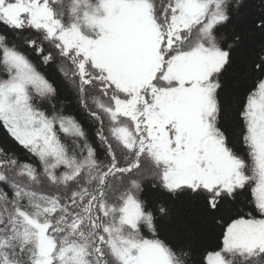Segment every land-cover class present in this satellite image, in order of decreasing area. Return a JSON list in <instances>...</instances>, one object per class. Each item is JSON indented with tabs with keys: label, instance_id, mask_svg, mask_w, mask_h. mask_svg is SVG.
I'll return each instance as SVG.
<instances>
[{
	"label": "snow or ice",
	"instance_id": "1",
	"mask_svg": "<svg viewBox=\"0 0 264 264\" xmlns=\"http://www.w3.org/2000/svg\"><path fill=\"white\" fill-rule=\"evenodd\" d=\"M0 24V128L35 158L0 145V264H264V0H0Z\"/></svg>",
	"mask_w": 264,
	"mask_h": 264
},
{
	"label": "trees",
	"instance_id": "2",
	"mask_svg": "<svg viewBox=\"0 0 264 264\" xmlns=\"http://www.w3.org/2000/svg\"><path fill=\"white\" fill-rule=\"evenodd\" d=\"M67 2L68 0H66V4ZM93 2H95V0H93ZM3 28L4 26L0 24V30H2ZM30 35L32 36V38L39 39V34L35 33L34 30L30 33ZM27 38H28L27 36L22 37V38H17L15 40V45L18 46L22 51H24L30 57V59H32L35 63L38 64L39 57L36 55H33L31 52V49L26 47L24 44V40H26ZM43 46L45 47L46 51H53V52L55 51L47 44V42H44ZM59 68H60L59 65H57L55 68H52L49 66L48 70L55 71L58 74H60ZM63 103H64V108H65V113L75 115L79 120H81L83 127L87 131L89 140L95 145L96 144L95 135H94L95 125H93L87 118L84 117L83 109L79 107L77 97L75 95H71L67 99H65ZM0 145H2L6 151L10 153H14L15 156L18 157L20 162H33V163L35 162V158L32 157L31 154H29L26 150H24L20 145H18L14 140H12L11 137H8L6 134V131L2 128H0ZM237 147L240 149L242 153L244 152V149L241 148L239 144H237ZM98 152L102 155V149L98 148ZM44 190L47 192L53 191V189L51 188H45ZM151 192H152L151 187L146 183L145 194L150 199L149 206L154 208L155 198L152 197ZM9 195H11V193H9ZM145 236L146 238L150 236V234L147 233V230H145ZM171 238L172 237L169 236V239ZM217 244H218V241L216 239H213L210 241L208 246L211 249L212 247H215Z\"/></svg>",
	"mask_w": 264,
	"mask_h": 264
}]
</instances>
